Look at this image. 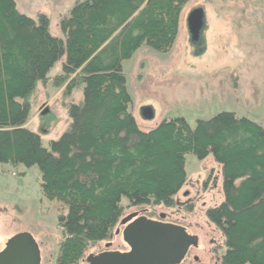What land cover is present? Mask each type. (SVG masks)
Returning a JSON list of instances; mask_svg holds the SVG:
<instances>
[{"label": "trees", "instance_id": "trees-1", "mask_svg": "<svg viewBox=\"0 0 264 264\" xmlns=\"http://www.w3.org/2000/svg\"><path fill=\"white\" fill-rule=\"evenodd\" d=\"M188 1L77 0L59 37L46 14L36 21L0 0V162L36 166L43 195L67 206L56 264H84L118 224L123 197L172 206L186 153L221 165L224 198L205 212L224 237L218 264H264V125L222 111L194 127L174 117L144 131L130 109L123 61L141 45L169 51ZM63 55L52 83L83 96L65 103L71 122L45 148L26 124L30 96Z\"/></svg>", "mask_w": 264, "mask_h": 264}, {"label": "rangeland", "instance_id": "rangeland-1", "mask_svg": "<svg viewBox=\"0 0 264 264\" xmlns=\"http://www.w3.org/2000/svg\"><path fill=\"white\" fill-rule=\"evenodd\" d=\"M19 12L37 21L39 13L49 19V32L62 37L60 19L77 0H14ZM200 13V27L191 31V14ZM63 55L48 73V81H38L30 96L27 127L39 134L50 148L68 128L71 119L65 103L82 100V87L66 95L52 83L62 72ZM130 109L140 129L148 131L163 118L183 117L190 127L197 119H209L219 112H232L264 125V0H189L183 7L178 33L167 52L141 45L123 61ZM152 107V113L143 114ZM186 181L170 206H132L121 199L122 216L132 212L185 226L198 236L180 264H218L225 250L220 230L205 215L209 207L224 198L221 165L211 154L198 159L185 154ZM36 166L0 162V251L12 235L27 232L38 246L40 264H56L63 235L58 221L67 206L41 192ZM187 193V194H186ZM164 215L161 217L160 215ZM118 224L106 241L88 252L105 249L127 250ZM106 242L111 245L106 247ZM196 256V259H195ZM85 264V263H84Z\"/></svg>", "mask_w": 264, "mask_h": 264}, {"label": "water", "instance_id": "water-1", "mask_svg": "<svg viewBox=\"0 0 264 264\" xmlns=\"http://www.w3.org/2000/svg\"><path fill=\"white\" fill-rule=\"evenodd\" d=\"M200 19L199 11H193L190 23L195 34ZM136 214L130 213L120 220V225L124 226L121 237L127 250L105 249L89 253L84 259L85 264H180L189 248L198 246V236L185 226L136 217ZM110 245V242L106 243V247ZM0 264H40V252L31 235L19 232L9 237L0 251Z\"/></svg>", "mask_w": 264, "mask_h": 264}, {"label": "flooded vegetation", "instance_id": "flooded-vegetation-1", "mask_svg": "<svg viewBox=\"0 0 264 264\" xmlns=\"http://www.w3.org/2000/svg\"><path fill=\"white\" fill-rule=\"evenodd\" d=\"M186 194H187V193H186ZM132 213H133V212H132ZM136 213H137V214H136V217H138V216H144V214H140V213H138V212H136ZM125 216H126V215H125ZM123 217H124V216H123ZM123 217H122V218H123ZM144 217H147V216H144ZM122 218H120V220H121ZM147 218H150V217H147ZM152 219H153V218H152ZM120 220H119V226L123 228L124 226H123V225H120ZM121 230H122V229H121ZM119 232H121V231L119 230ZM119 232H118V233H119ZM118 233H117V234H118ZM106 243H107V242H106ZM197 247H198V246H197ZM197 247H190L189 250H190L191 248H197ZM189 250H188V252L186 253V256L188 255ZM186 256H185V257H186ZM185 257H184V259H185ZM184 259H183V260H184ZM195 259H196V256H195ZM183 260H182V261H183Z\"/></svg>", "mask_w": 264, "mask_h": 264}, {"label": "crops", "instance_id": "crops-1", "mask_svg": "<svg viewBox=\"0 0 264 264\" xmlns=\"http://www.w3.org/2000/svg\"><path fill=\"white\" fill-rule=\"evenodd\" d=\"M146 107H148V109H144V113L143 114H148V113H152V107H150V106H146Z\"/></svg>", "mask_w": 264, "mask_h": 264}]
</instances>
